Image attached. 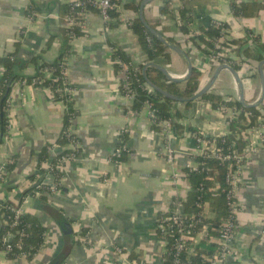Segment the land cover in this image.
<instances>
[{
    "label": "crops",
    "instance_id": "0c3cea01",
    "mask_svg": "<svg viewBox=\"0 0 264 264\" xmlns=\"http://www.w3.org/2000/svg\"><path fill=\"white\" fill-rule=\"evenodd\" d=\"M233 1L157 0L145 8L144 16L150 26L157 25L158 32L168 28L162 35L172 38L173 44L186 53L190 35L178 30L184 10H190V29L200 32L199 28L211 23L226 24L229 40L246 39L252 34L264 43V0H242L262 6L259 14L252 17H235L231 11ZM68 2L0 0V58L14 52L20 43L19 56L26 65V77L36 75L37 61H56L64 49L60 30L66 27L61 20L67 15ZM121 4L128 14L139 18V13L125 7L126 2ZM31 6L38 14L34 21L28 18ZM119 17L106 22L99 11L87 10L81 18L82 35L73 40L74 54L66 63L68 81L74 90L76 116L72 130L79 153L58 167L62 176L59 186L45 200L39 194L22 198L33 187L57 185L51 173H39V158L44 147L60 138L66 105L56 101L48 89L31 84L16 85L12 90L10 118L14 127L0 142V168L11 161L14 167L0 179V202L22 204L24 213L35 217L46 232L42 248L32 259H9L0 253V264H52L62 254L65 258L61 264H122L124 259L117 255L118 249L128 260L129 256L135 257L132 262L162 264L158 222L172 213L176 203L183 205L189 200L192 191L185 172L198 154L197 137L230 133L231 113L224 114L200 99L190 104L175 102L173 115L183 132L174 133L170 139L177 152L175 167L167 163L163 137L155 130L148 107L134 110L133 100L121 93L126 74L115 70L113 57L117 50L128 56L133 71L153 62L141 49L134 31ZM51 37H55L52 42ZM232 57L231 67L237 65L241 71L240 64L246 62L256 69L255 76L245 84L246 101L256 102L261 94L259 63L236 53ZM190 59L193 64L202 60V73L212 77L216 68L209 59L197 54ZM163 67L175 77L187 73L186 62L173 51L170 64ZM212 92L226 101H239L237 84L228 70L222 71ZM258 110L264 120V103ZM124 136L129 153L123 161L114 160L113 154ZM249 141L259 150L248 155L238 192L244 247L228 264H264V145L258 134ZM71 148L53 147L42 167L50 169L52 161ZM175 172L180 173L178 181Z\"/></svg>",
    "mask_w": 264,
    "mask_h": 264
},
{
    "label": "trees",
    "instance_id": "16d2710c",
    "mask_svg": "<svg viewBox=\"0 0 264 264\" xmlns=\"http://www.w3.org/2000/svg\"><path fill=\"white\" fill-rule=\"evenodd\" d=\"M114 4H121L126 2L125 7L132 10L136 14L139 13L140 5L143 0H111ZM262 6L255 5L254 3H247L242 0H235L231 3V11L235 17H252L259 14ZM86 10H96L92 6L87 5ZM168 10V6L165 11ZM98 11V10H96ZM190 10L181 11L182 25L178 27L184 35H191L192 29H190V23L192 20L191 16H188ZM31 12H37L35 6H31L29 14ZM70 6L67 8V15L62 18L61 22L64 25L67 19L70 17ZM119 12L117 9L110 11V19L118 18ZM67 17V18H66ZM66 18V19H65ZM80 22L82 19H78ZM129 27L134 31L138 37L141 49L147 54L149 60L153 63L160 64L162 66H167L171 62V51L165 45H163L156 37H154L147 28L142 24L139 18L131 21ZM151 27L155 30L158 29L157 25L151 24ZM81 27L75 26L71 28L62 27L60 32V39L63 43V52L61 56L54 62H46L45 60L37 61V72L33 77H26L23 72L26 68L25 63L20 58V43L16 44V49L12 53H8L0 58V68L2 69V76L0 78V127H1V139L3 142L9 135V113H10V99L13 88L17 83L31 84L36 87L48 89L55 95L56 101H65L66 113L64 118V128L60 138L55 144L47 145L44 147L39 158V173H51L55 177L56 184H59L61 180V174L58 167L62 165L60 159L63 155L74 154L78 155V147L71 148L65 151L62 155L52 161L50 169L46 170L42 166L44 162L50 159L51 150L55 146H69L73 143L78 144V139L76 138L73 128V120L76 116V110L73 103V98L68 100L66 96L59 93V90H64L66 87L71 88L68 78L63 75V71L67 66V59L74 54L72 42L75 38L81 36ZM200 34L194 39H189L197 45L198 49L202 51V54L213 55L219 53L217 45L221 44V40L228 37L226 30V24L211 23L207 28H199ZM168 28H163L160 31L161 34H165ZM55 37L50 38V42L54 40ZM172 43L175 41L172 38H168ZM201 45L207 47L204 50ZM222 45L226 52L230 55H243L255 62L264 61V43L255 37L254 44L250 45L249 41L245 38L243 39H232L227 40V44L222 42ZM235 47V48H232ZM257 52L258 55L254 54ZM188 56H192L190 51H187ZM114 66L117 72L121 71L122 68L118 64V60L127 64L130 69L127 71L128 82L130 84L129 88L134 93L133 109L141 110L142 108L150 105L151 109L155 110V115L159 120H172L175 133L181 135L183 132V127H181L177 121L176 117L171 112L172 106L175 102L164 98L161 94L148 91L145 88V78L143 75L144 66L138 67L137 71H133L132 67L129 65L128 56L120 50L114 53ZM233 57L228 59L232 61ZM236 70H240L237 65H234ZM50 74V76H48ZM147 75L149 80L163 91H167L178 97H191L196 94L199 90L202 74L201 72L194 68L192 77L183 85L177 83H171L167 80L165 75L155 68H149L147 70ZM121 93L123 95L127 94L124 87H121ZM202 101L211 103L214 108H220L222 105H226L232 109L240 111V115L237 116L233 121L229 123L230 133L225 136H214L207 137V139L214 140L218 147H221L224 152L237 151V153H243L248 148L249 142L244 139L243 135L246 130L257 126L261 113L258 109H247L239 101L235 100H224L223 97L215 94L209 93L201 97ZM190 104V103H189ZM246 114L251 116L247 118ZM155 130H159L154 127ZM126 136L123 140L126 141ZM120 147V146H119ZM129 150L125 151L117 161H123L125 156L128 155ZM197 162H204V167H200L198 171L187 172V179L189 184L193 189H199L204 187L206 194L203 196L204 201L209 202L210 209L214 214V218L211 220L212 227L217 228L222 223V218L226 213V199L225 193L227 191V185L225 183L226 175L229 172V163H220L215 159H205L203 157H196ZM14 167V162H10L6 169L10 172ZM204 170V171H202ZM36 177V176H34ZM33 177V178H34ZM216 184L220 185L219 193L216 195L214 193L208 192L209 188L215 187ZM41 195L42 199H46L47 195H51L53 192L48 186L33 187L30 190L24 192L22 200L28 196H35L37 194ZM199 202V195L191 193L187 203H184L185 212L189 218L194 215H198L202 212V209L197 206ZM22 204L15 205L11 202H0V247L2 246V239L8 234H12L13 237L8 241L7 245L11 247V251L7 254L9 259H17L22 257L24 254L27 255L28 259H32L42 248L45 239V228L41 226L35 217L29 214L23 213L17 216L16 210L19 209ZM172 246L169 245V250L167 254L163 255L166 258V263L171 264L172 259ZM219 252L217 245H208L205 241L199 242L195 246V253L183 254V260L186 264H209L205 260L207 257L214 255ZM129 260H133L135 257L129 256Z\"/></svg>",
    "mask_w": 264,
    "mask_h": 264
},
{
    "label": "built area",
    "instance_id": "2783aa9c",
    "mask_svg": "<svg viewBox=\"0 0 264 264\" xmlns=\"http://www.w3.org/2000/svg\"><path fill=\"white\" fill-rule=\"evenodd\" d=\"M69 6H70V12L71 15L67 19V22L65 26L67 28L80 26L83 27V22H80L78 19H81L82 16L86 13V6L90 5L94 9L98 10L100 15L103 17V19L106 22H109L110 19V11L113 9H117L118 12H120V17L122 21H124L128 26L131 21L136 19V15L131 13L128 14L124 9L122 4H114L111 0H68ZM38 17L37 12H31L29 14L28 18L29 21H34ZM180 22V21H179ZM200 32L197 29L192 28V34L190 35L189 39H194L197 36H199ZM254 38L255 36L252 34L247 35V40L249 41L250 45L254 44ZM227 40H229L227 37L221 40V44L217 45V49H219V53H215L213 55H205L202 54V51L198 49L197 45L194 44L191 41H188L186 44V49L191 52V55L193 54L196 56L199 55V58L205 60L209 59L212 63V66L215 68H218L221 65L228 64L231 65L228 62V59L232 57L222 45V42L227 44ZM231 46V45H230ZM201 47L206 50L207 47L204 45H201ZM232 47V46H231ZM235 48V47H232ZM191 56V57H192ZM196 60V59H195ZM120 67L122 68V71L127 74V71H129V66L127 64H124L122 61H117ZM240 63V61H237ZM196 69H198L201 74V82L199 86V90L203 89L207 83L211 79V75L208 73H202L204 69V63H202V60L195 61L194 64ZM240 66H242V70L238 73L241 76V79L243 80L244 85L246 84V81L249 82L252 80V78L256 74V69H252L251 66L247 65V63H241ZM67 71L68 67L63 71V75L67 77ZM50 76V74H48ZM68 78V77H67ZM16 85H26L25 83H17ZM130 84L128 82V77L126 75L124 82L122 84V87H124L127 91L126 96L130 97V99L134 100L135 96L133 91L129 88ZM145 88L148 91H152V89L145 84ZM198 90V91H199ZM52 93V92H51ZM59 93L63 96H66L68 100H71L74 95V90L71 88L66 87L64 90H59ZM52 95L55 98V95L52 93ZM65 102V101H62ZM150 117L152 120V124L154 127L158 128L159 134L163 137L164 140V156L167 161V163L170 166L175 167V160H176V154L177 152L172 148L170 139L173 137L175 130L173 126L172 120H159L158 117L155 115V110L151 109L150 105H147ZM219 111H221L224 114L231 113V116L229 117L228 123L233 121L237 116H239L241 113L238 110L232 109L230 107H227L226 105H222L220 108H218ZM171 112L174 114V109H171ZM247 118H249L251 115L246 114ZM14 127L13 120L10 118L9 113V133ZM258 134V137H260L261 144L264 145V120L262 118H259V122L257 126H254L246 132H244V139L249 142L248 149L244 151L243 153H237V151H229L224 152V150L221 147H218L216 142L214 140L207 139V137L200 135L197 137L198 142V154L193 157L192 163H190L186 167V171L193 172L198 171L200 167H204V162H197L195 160L196 157H203L205 159H215L219 161L220 163H229V172L226 175L225 183L227 185V191L225 193V199H226V213L224 214L222 218V223L219 227L213 228L211 220L214 218V214L212 213L210 209V204L207 201L202 200L203 196L206 194L204 187H201L199 189H193L190 185V189L193 193L196 195H199V202L197 203V206L202 209V212L198 215L191 216V218L188 217V215L185 212V209L181 203H176L174 205L172 213L162 216L159 219L158 222V232L161 236L162 242H163V254L161 257L162 264L166 263V258L163 257V255L167 254V251L169 250V245L172 246V259L171 264H186V262L183 260V254L189 253L194 254L195 253V246L199 244L201 241H205L208 245L214 244L217 245L219 252L215 253L212 256L207 257L205 260L209 264H228V261L231 258H236L239 253L241 252L240 249L237 247L238 244L241 245V247H244V241H245V235L240 230L239 225V214L242 210L240 199H239V188L242 180V173L243 168L245 166V162L248 158V155L250 153L256 152L259 150V147L252 144L249 141V137H252V135ZM71 147H78V144L73 143L71 144ZM129 147L126 141L122 140L120 147L116 149V151L113 154V159H119L125 151H128ZM76 158L74 154L70 155H63L60 159V163L64 164L70 160H73ZM6 166L7 164H3L0 168V179H4V175L6 174ZM204 171V170H202ZM185 175H187V172H185ZM175 180H180V173L175 172L174 174ZM44 185H39L38 187H41ZM59 184L55 185L54 187H51L50 189L52 192L57 190ZM220 185L216 184L215 187L209 188L208 192L214 193L215 195L219 193ZM40 195V193H39ZM24 213L22 206L16 210L17 216L22 215ZM13 237L12 234H8L7 236H4L2 239V246L0 247V253L8 254L11 251V247L7 245L8 241ZM117 255L124 259V262L122 264H139L138 262H132L129 261L127 258H125V254L121 249L117 250ZM22 257L27 258V255H23Z\"/></svg>",
    "mask_w": 264,
    "mask_h": 264
},
{
    "label": "water",
    "instance_id": "95a60500",
    "mask_svg": "<svg viewBox=\"0 0 264 264\" xmlns=\"http://www.w3.org/2000/svg\"><path fill=\"white\" fill-rule=\"evenodd\" d=\"M155 1H157V0H143L142 1L141 5H140V10H139V19L142 22V24L147 28V30L154 37H156L163 45H165L171 51L175 52L180 57H182V59H184V61L187 64V73L183 77H175L163 66H160V65L154 64V63L147 64L143 70V75H144L146 84L152 89V91L161 94L164 98L169 99L173 102L191 103V102H194V101L201 99V97L204 96L205 94L211 93V91H212L214 85L216 84V82H217L220 74L222 73V71L228 70L233 75L235 82L237 84L238 92H239V102L241 103V105H243L247 109H258L264 103V61L260 62L258 65V76H259L260 82H261V94H260L259 99L254 103H248L246 101V99H245V85L243 83V80L241 79V76L238 73V71L228 64H224V65H221L218 68H216V70L214 71V73H213L210 81L207 83V85L191 97H178V96H175V95H173L167 91H163L160 88H158L156 85H154L149 80L148 75H147V70L149 68L158 69L159 71H161L165 75V77L167 78V80L169 82L177 83V84H185L192 77L193 72H194L193 63H192L190 57L188 56V54L181 47L171 43L164 35H162L157 30L153 29L147 23L145 16H144V10L149 4H151ZM237 247L240 249V251L243 250V248L241 247L240 244H238ZM64 258H65V254H62L52 264H61Z\"/></svg>",
    "mask_w": 264,
    "mask_h": 264
}]
</instances>
